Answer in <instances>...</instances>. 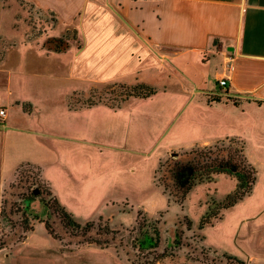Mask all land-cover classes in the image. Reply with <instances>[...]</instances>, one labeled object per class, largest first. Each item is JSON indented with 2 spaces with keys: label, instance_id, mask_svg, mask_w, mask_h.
<instances>
[{
  "label": "crops",
  "instance_id": "obj_1",
  "mask_svg": "<svg viewBox=\"0 0 264 264\" xmlns=\"http://www.w3.org/2000/svg\"><path fill=\"white\" fill-rule=\"evenodd\" d=\"M24 1L51 12L55 19L51 34L78 28L85 43L80 51L73 46L42 50L35 39L5 47L0 58V71H5L0 80V106L5 109L0 118V193L19 166L28 163L39 168L55 197L51 167L66 160L74 141H83L92 128L91 121L82 118L79 137L69 118L71 112L88 106L63 104L60 87L43 89L45 78H59L63 65L69 79L81 77L89 86L110 80L135 84L125 78L143 68H162L167 79L178 84L175 91L167 83L136 81L156 91L124 99L151 101L156 130L170 134L176 126L186 127L191 129V144L227 137L264 144V0ZM51 61L56 67L48 70ZM222 76L227 77L224 87L218 86ZM211 78L214 88L207 89ZM191 88H200L205 97H190ZM207 91L219 99H211ZM208 224L230 243L224 249L206 242L203 235L204 245L220 247L243 262L264 264V180L257 168L251 192ZM40 250L30 253L35 264H130L109 245L87 243L53 254Z\"/></svg>",
  "mask_w": 264,
  "mask_h": 264
},
{
  "label": "rangeland",
  "instance_id": "obj_2",
  "mask_svg": "<svg viewBox=\"0 0 264 264\" xmlns=\"http://www.w3.org/2000/svg\"><path fill=\"white\" fill-rule=\"evenodd\" d=\"M54 24L51 12L29 2L0 0V58L5 47L26 39H35L39 49L51 50L45 49L43 43L57 36L51 34ZM73 28L59 36H64L68 43L66 49L73 46V50L80 51L85 38L78 28ZM9 32L15 35L10 37ZM48 65V70L56 67L52 61ZM67 73L69 69L63 65L59 78H45L43 89L60 87L63 104L88 106L84 111L71 112L69 118L76 125L74 131L79 137H82L79 129L82 118L91 121L92 128L83 141L81 138L74 141L66 160L51 167L49 177L56 189V199L39 168L28 163L22 164L15 178L3 187L0 193V264H35L30 254L33 250L41 248L40 252L53 254L87 243L109 245L130 264H149L159 254L164 256L153 264H251L221 251V248L228 249L230 240L221 237L219 230H213L216 226L208 224L224 209L220 203L234 188V177L215 173L211 180L196 182L183 199L174 194L180 186L170 169L176 172L183 163L194 158L184 151L204 145L190 143L191 129L176 126L170 134L156 130L151 101L121 100L132 83L95 81L89 86L87 80L81 77L71 80ZM166 73L162 68L147 67L125 79L158 86L167 83L171 92L175 91L178 84L167 79ZM4 76L5 71H0V80ZM14 76L19 75L14 72ZM214 84L211 78L206 88H214ZM80 87L88 90H80ZM199 89L191 88L190 97H205V92ZM214 94L207 91L210 97ZM240 143L248 161L255 165L257 174L264 180V144L249 141L244 144L237 137L221 138L209 144ZM227 149H230L228 145ZM201 152L207 153L209 158L227 154V150L218 151L217 148ZM58 203L82 226L65 225ZM141 216L158 219L160 242L155 249H139L135 245L133 236H137V230L131 228ZM202 217L209 221L200 227ZM45 221L49 222L52 232ZM89 221L93 223L89 229L83 227ZM203 235L206 242H216L221 248L204 245Z\"/></svg>",
  "mask_w": 264,
  "mask_h": 264
},
{
  "label": "trees",
  "instance_id": "obj_3",
  "mask_svg": "<svg viewBox=\"0 0 264 264\" xmlns=\"http://www.w3.org/2000/svg\"><path fill=\"white\" fill-rule=\"evenodd\" d=\"M46 43H48V45ZM43 45L45 49L63 51L66 49L68 43L66 42L64 36H51L45 40ZM155 91L156 89L153 86L143 82H138L129 86V91L124 93L121 100H124L129 95L146 97ZM211 99H219V96L214 94ZM227 145L230 149H227ZM197 146L184 151L186 154H193V159L183 163L184 165L182 164L181 168H179L176 172L173 169H170L172 170L174 180H179L178 184L180 187L176 190L177 192L174 193L176 194V198L183 199L196 182L211 180L213 175L219 172L226 173L234 177L236 180L234 188L230 190L221 201L220 206L222 208L233 205L239 199L251 192L256 179V168L248 161L242 143L204 144L200 148ZM212 148H217L218 151L227 150V154H217L212 158H209L210 156H208L207 153L201 152L202 149L211 151ZM171 194L172 193L169 192V195ZM59 213L65 225H70L72 227L82 226L79 223L74 222L72 217H70V214L62 206H60V204ZM208 221L209 219L202 217L200 219V227ZM45 224L49 231L52 232L49 222L45 221ZM92 224L93 223L89 221L86 222L83 227H88ZM87 229H89V227ZM131 229L137 230V236H133L136 244L133 243V245L135 244L139 249H155L158 246L160 242L158 219H148L145 216H141V219L138 218L135 221V224L132 225ZM111 231L114 230L111 229ZM116 231L118 230H115V232ZM163 256L164 254L154 256L149 264H153Z\"/></svg>",
  "mask_w": 264,
  "mask_h": 264
},
{
  "label": "built area",
  "instance_id": "obj_4",
  "mask_svg": "<svg viewBox=\"0 0 264 264\" xmlns=\"http://www.w3.org/2000/svg\"><path fill=\"white\" fill-rule=\"evenodd\" d=\"M227 84V77L222 76L218 80V86H225ZM5 115V109L3 106H0V118L4 117Z\"/></svg>",
  "mask_w": 264,
  "mask_h": 264
},
{
  "label": "water",
  "instance_id": "obj_5",
  "mask_svg": "<svg viewBox=\"0 0 264 264\" xmlns=\"http://www.w3.org/2000/svg\"><path fill=\"white\" fill-rule=\"evenodd\" d=\"M173 153H176V152H173Z\"/></svg>",
  "mask_w": 264,
  "mask_h": 264
}]
</instances>
